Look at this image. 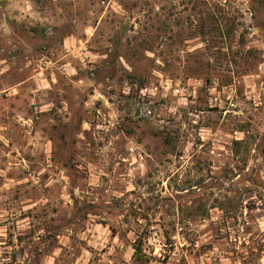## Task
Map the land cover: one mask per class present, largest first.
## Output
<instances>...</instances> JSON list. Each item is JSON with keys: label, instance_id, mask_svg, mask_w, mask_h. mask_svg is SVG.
Wrapping results in <instances>:
<instances>
[{"label": "rangeland", "instance_id": "rangeland-1", "mask_svg": "<svg viewBox=\"0 0 264 264\" xmlns=\"http://www.w3.org/2000/svg\"><path fill=\"white\" fill-rule=\"evenodd\" d=\"M0 264H264V0H0Z\"/></svg>", "mask_w": 264, "mask_h": 264}, {"label": "trees", "instance_id": "trees-1", "mask_svg": "<svg viewBox=\"0 0 264 264\" xmlns=\"http://www.w3.org/2000/svg\"><path fill=\"white\" fill-rule=\"evenodd\" d=\"M241 142H242V141H240V142H239V141H238V142L236 141V142H234V145H235V146H239V145L242 144Z\"/></svg>", "mask_w": 264, "mask_h": 264}]
</instances>
